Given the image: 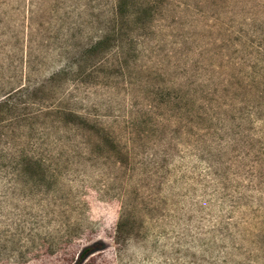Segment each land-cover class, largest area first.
<instances>
[{"label":"rangeland","instance_id":"1","mask_svg":"<svg viewBox=\"0 0 264 264\" xmlns=\"http://www.w3.org/2000/svg\"><path fill=\"white\" fill-rule=\"evenodd\" d=\"M86 246L264 264V0H0V264Z\"/></svg>","mask_w":264,"mask_h":264},{"label":"trees","instance_id":"2","mask_svg":"<svg viewBox=\"0 0 264 264\" xmlns=\"http://www.w3.org/2000/svg\"><path fill=\"white\" fill-rule=\"evenodd\" d=\"M96 249H98V248H96V246H86V247L82 248V250L78 254L76 261L73 264H80L83 261V259L85 258V255L87 252H92Z\"/></svg>","mask_w":264,"mask_h":264},{"label":"clouds","instance_id":"3","mask_svg":"<svg viewBox=\"0 0 264 264\" xmlns=\"http://www.w3.org/2000/svg\"><path fill=\"white\" fill-rule=\"evenodd\" d=\"M117 209H113V212H115Z\"/></svg>","mask_w":264,"mask_h":264}]
</instances>
